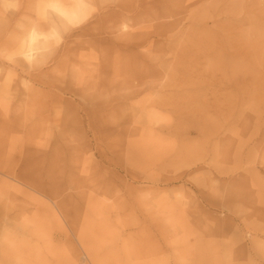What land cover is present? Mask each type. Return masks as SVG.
<instances>
[{"label": "rangeland", "instance_id": "1", "mask_svg": "<svg viewBox=\"0 0 264 264\" xmlns=\"http://www.w3.org/2000/svg\"><path fill=\"white\" fill-rule=\"evenodd\" d=\"M48 1L0 0V120L45 128L33 144L12 134L8 151L78 168L64 170L89 179L84 193L119 214L117 234L142 215L140 240L164 247L146 261L264 264V0H162L150 13L176 16L158 21L106 17L128 0H88L87 22L39 39L28 60L30 29L51 34L59 20ZM101 183L109 194L91 190ZM158 203L173 207L185 253L158 240L170 230Z\"/></svg>", "mask_w": 264, "mask_h": 264}, {"label": "bare ground", "instance_id": "2", "mask_svg": "<svg viewBox=\"0 0 264 264\" xmlns=\"http://www.w3.org/2000/svg\"><path fill=\"white\" fill-rule=\"evenodd\" d=\"M159 1L162 0H155L150 7L147 0H128L116 5L105 15L131 21L174 18L175 14L159 8L150 13V9L155 8ZM46 5L57 10L60 17L59 20L48 22V27L53 31L51 34L40 32L41 27L37 25L30 29L27 42H23L21 46L22 55L28 60L33 57V47L39 39L47 40L60 27L70 29L84 25L90 11L88 0H49ZM86 32V27L80 28L81 36L86 35ZM141 38L146 40L148 36ZM118 45L120 44L109 50L121 52ZM136 45L138 46L137 43ZM141 90L142 83L137 85L135 92ZM3 108L4 98L0 89V114L3 113ZM43 131L45 128L26 129L21 116L8 121L0 120V264H155L153 260L146 261V258L158 254V251L162 252L164 247L149 246L144 238L140 240L138 235H144L148 229L142 215L137 222L124 223L117 234L112 218L119 214L107 211L106 203L101 200L96 202L92 196L84 193L87 186V190L92 186L89 184L90 180L77 175V172H69L77 171L78 168L64 167L69 170L67 172L60 169L55 159L49 156L50 153L35 157L31 151L20 156L8 151L12 134L24 132L29 143L33 144ZM80 171H84L82 166ZM65 173L69 178L66 185L63 184ZM58 177L62 178L57 179ZM22 187L27 190L23 191ZM93 187L92 191H98L102 195L111 191L107 183ZM69 189L74 190V194H65ZM19 194H36L40 198L37 204H32ZM52 195L54 200L50 198ZM162 205L158 203L157 208L163 214L161 219L167 222L170 230L164 234L160 230L161 237L158 240L164 242L172 253H185L189 243L179 232L181 224L174 215L173 207ZM152 224L156 229L161 222L158 220ZM137 227L140 229L137 230ZM120 240L121 247L113 246ZM59 242H65V245L59 247ZM131 243L133 244L130 248ZM152 244L155 243L150 245Z\"/></svg>", "mask_w": 264, "mask_h": 264}]
</instances>
